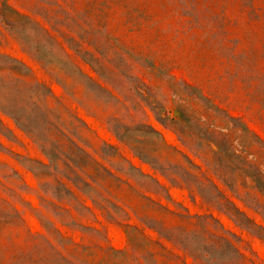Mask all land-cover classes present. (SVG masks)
<instances>
[{
	"label": "rangeland",
	"instance_id": "rangeland-1",
	"mask_svg": "<svg viewBox=\"0 0 264 264\" xmlns=\"http://www.w3.org/2000/svg\"><path fill=\"white\" fill-rule=\"evenodd\" d=\"M0 264H264V0H0Z\"/></svg>",
	"mask_w": 264,
	"mask_h": 264
}]
</instances>
